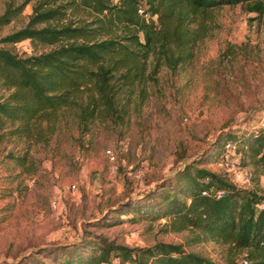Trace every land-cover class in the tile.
<instances>
[{
	"label": "rangeland",
	"instance_id": "rangeland-1",
	"mask_svg": "<svg viewBox=\"0 0 264 264\" xmlns=\"http://www.w3.org/2000/svg\"><path fill=\"white\" fill-rule=\"evenodd\" d=\"M8 1L0 0V14ZM35 1L0 23V36L22 27ZM85 16L78 9L66 17ZM204 24L206 34L188 60L174 69L161 65L143 93L139 85L134 94H121L123 120L97 116L81 124L65 113L42 140L6 133L0 142V264L53 263L45 254L60 255L57 246L78 240L129 247L176 242L221 264H245V249L193 241V231H172L165 218L136 209L148 198L158 208L159 193L170 181L177 184L183 163L204 158L222 131L240 130L264 113V15L222 5ZM5 46L22 56L48 48L29 39ZM204 166L226 174L217 162ZM248 167L250 183L236 184L264 188V169ZM44 248L50 251L38 254Z\"/></svg>",
	"mask_w": 264,
	"mask_h": 264
},
{
	"label": "trees",
	"instance_id": "trees-1",
	"mask_svg": "<svg viewBox=\"0 0 264 264\" xmlns=\"http://www.w3.org/2000/svg\"><path fill=\"white\" fill-rule=\"evenodd\" d=\"M29 1H8L0 23L10 22ZM235 4L264 15V0H36L27 22L0 36V142L6 133L42 140L65 113L81 124L97 116L123 120L121 94L132 95L139 85L143 93L148 79L157 80L161 65L174 69L188 60L206 34V14ZM78 9L86 16L66 17ZM23 39L48 48L22 56L5 46ZM227 141L237 145L243 165L264 169V132L246 122L240 130L222 131L204 158L183 163L177 184L170 181L159 193L158 208L147 196L136 209L165 218L163 224L172 231H193V241L230 243L246 250L249 264H264V188L238 186L225 173L204 166L219 161ZM211 189L225 193L216 197ZM74 242L57 246L60 255L45 254L53 263L36 264H221L176 242L137 247L112 240L90 246Z\"/></svg>",
	"mask_w": 264,
	"mask_h": 264
},
{
	"label": "built area",
	"instance_id": "built-area-1",
	"mask_svg": "<svg viewBox=\"0 0 264 264\" xmlns=\"http://www.w3.org/2000/svg\"><path fill=\"white\" fill-rule=\"evenodd\" d=\"M139 12H142V9H139ZM148 13H144V17L148 18ZM252 127L255 131L261 130L264 132V113L255 120L252 124ZM224 154L217 161L219 167H221L226 174H230L233 178L234 183H239L242 185H248L251 179V171L248 166L243 165L240 160V151L237 149V145L232 141H227L224 146ZM107 155L110 159L114 158L112 150H106ZM237 185V184H236ZM211 192L214 196L218 197L225 193L223 189H211ZM203 193H207L206 190H203ZM54 202V200H53ZM264 204L262 203L261 206ZM243 263H247V259H243Z\"/></svg>",
	"mask_w": 264,
	"mask_h": 264
}]
</instances>
